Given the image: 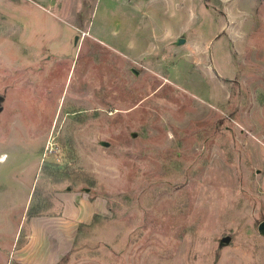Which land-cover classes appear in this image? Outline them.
<instances>
[{"label": "rangeland", "instance_id": "rangeland-1", "mask_svg": "<svg viewBox=\"0 0 264 264\" xmlns=\"http://www.w3.org/2000/svg\"><path fill=\"white\" fill-rule=\"evenodd\" d=\"M0 108V264H264V0H0Z\"/></svg>", "mask_w": 264, "mask_h": 264}, {"label": "water", "instance_id": "water-1", "mask_svg": "<svg viewBox=\"0 0 264 264\" xmlns=\"http://www.w3.org/2000/svg\"><path fill=\"white\" fill-rule=\"evenodd\" d=\"M184 43V40L183 39H180L179 41H178V44H183ZM0 111H1V108H0ZM258 230L260 231V232H262V233H264V221L263 222H261L259 225H258ZM229 241V238H224L223 239V242H228Z\"/></svg>", "mask_w": 264, "mask_h": 264}]
</instances>
